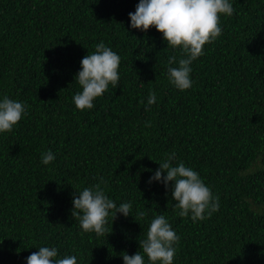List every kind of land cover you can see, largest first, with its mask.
Returning a JSON list of instances; mask_svg holds the SVG:
<instances>
[{
  "label": "trees",
  "instance_id": "obj_1",
  "mask_svg": "<svg viewBox=\"0 0 264 264\" xmlns=\"http://www.w3.org/2000/svg\"><path fill=\"white\" fill-rule=\"evenodd\" d=\"M229 2L180 91L168 80L180 49L130 27L139 0H0V100L26 108L0 133V264H26L44 246L77 264H124L157 215L179 236L173 264H264V0ZM101 41L120 57L119 84L81 111L75 76ZM172 153L219 197L210 218L179 217L174 182L147 183ZM101 177L108 198L132 208L98 237L71 209Z\"/></svg>",
  "mask_w": 264,
  "mask_h": 264
},
{
  "label": "clouds",
  "instance_id": "obj_2",
  "mask_svg": "<svg viewBox=\"0 0 264 264\" xmlns=\"http://www.w3.org/2000/svg\"><path fill=\"white\" fill-rule=\"evenodd\" d=\"M234 8L229 0H139L134 13H129L130 27L147 32L154 27L162 34L167 47L180 49L181 56L169 57L168 64H178L168 67V80L178 90L184 91L192 86L190 73L191 64L204 54L206 44L214 42L222 34L220 16H230ZM81 70L75 79L82 91L74 95L76 109L85 110L94 107L93 101L102 96L111 84L116 88L119 84L120 57L101 41L95 47V52L87 54L81 60ZM156 102V94L149 91L147 104L150 107ZM146 111L148 108L145 109ZM26 108L22 102L14 101L4 96L0 100V133L11 132L22 119ZM55 155L48 150L41 154V162L48 165L54 161ZM175 153L159 163L160 167L149 178L150 185L158 181L167 189L169 182L173 183L171 197L175 201L179 217L191 214L193 222L210 218L212 213L219 210V197H213L199 174L183 162L173 166L171 161ZM166 173V175H164ZM100 183L94 187L84 188L73 194L71 215L79 221L83 232H94L98 237L107 233L105 225L111 214L113 221L117 213L124 217L130 215V202L119 206L105 194ZM137 215L144 216V212ZM179 236L163 215H157L150 223L146 238L139 241V250L128 255L122 254L124 264H173ZM26 264H77L75 255L58 258L55 247H39L26 258Z\"/></svg>",
  "mask_w": 264,
  "mask_h": 264
}]
</instances>
